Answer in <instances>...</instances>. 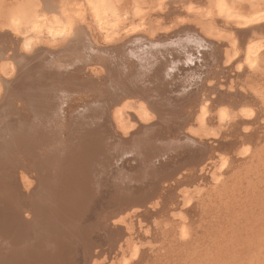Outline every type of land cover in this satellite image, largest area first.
I'll use <instances>...</instances> for the list:
<instances>
[{
	"label": "rangeland",
	"instance_id": "374dc122",
	"mask_svg": "<svg viewBox=\"0 0 264 264\" xmlns=\"http://www.w3.org/2000/svg\"><path fill=\"white\" fill-rule=\"evenodd\" d=\"M226 1L230 6L233 7V11L235 12V14L240 17L256 10L264 11V0ZM107 2L108 5L106 3V6L104 5L103 9L110 15H119L120 17L118 18L117 23L121 24L127 21L123 16L126 10L130 12L133 9H137V14L129 18H132L133 20L139 21L143 24L148 23L147 26L150 25L152 27H157L159 25L171 24V27L158 29L154 33V38L153 36L149 37V35L145 31H140V34L143 33L141 34V36L139 32H137L135 34H138L136 39L124 43V40L132 35L127 34L123 38H121V40L110 43L109 45L107 44L108 46L105 45L104 47H107V53L103 55V57L95 55L98 58L96 61L99 60L98 62H96L91 59L93 57L88 58L86 55L81 54V48L83 45L87 46L86 44H81L80 42H77L76 44V41L71 42L72 44H69L68 41L65 40L60 43L58 42L56 46H53L50 43H46L47 39L45 38L41 40L32 39L34 32L29 27H27L29 22H31L32 20L40 19L44 15H46V17L48 16L47 19L54 17L52 15L53 13L48 10V0H0L1 23H3V21L8 23L10 22V20H12V22H15V25L17 26V28L15 27L16 29L14 30L11 29V27H0V98L2 96H5L6 94V97L2 98V101L5 105L3 110L5 112H3L4 114L0 113V131H3V133H1L0 135V138L4 139L0 140V158H2L0 159V175H5V178L3 177L5 181L10 180V182H13L17 180L15 182L18 183V177H14L9 169H11V166H15L13 168L15 170L17 167H19L20 170L17 169V172L19 171L23 175L29 174V176L26 175V177H28L27 179L29 180L30 177V181L33 180L30 184L31 186L36 187L34 191L39 189L40 191L44 192L45 189L41 190L42 187L46 188L44 194H47L49 190L53 189L57 191V189H59L58 183L60 184L62 183V181H60V178H57L55 174L56 171L57 173L62 174L61 176H65L64 168L66 169V167L71 164H67L68 160L66 161L65 156H63L64 154L61 155V153L67 150L70 146V144L68 145L67 143V136L69 134V131L66 130H69V128L70 130L72 128L75 129L74 125L77 126L78 124L85 123L84 118H82L83 121L81 120L78 121L79 123L77 122L82 114L81 110L84 111L85 109H87V107L89 108L90 106V108L94 107V109L96 106V110H98V108H101L102 110L106 107L105 109H107V111L109 109L110 113L112 108H115V105L117 108L119 104H122V101H124L125 99H132L133 101H130V103H134V101L135 103L143 102L147 107L148 102L150 101H162L163 104H161L162 106H160L159 109L153 110L152 108H149V110L152 111V120L154 119L153 121L155 122L153 124V129L156 128L155 130H153L154 137L152 133L150 136L151 138L153 137L154 140H160L161 138V142L171 140V142L168 143L172 146L167 149L168 155L167 153L162 154L161 150L160 154L162 155L160 156H162V158L159 157L160 159L156 158L157 155L156 157H154L155 160L154 158L149 157L151 159L149 165H151H148L146 167V170L149 171L151 168L152 170H150L151 172L149 171V174H151L152 176L149 175L147 176V178H145V180H148L147 184L149 182L147 188L151 187L152 193L156 194V196L158 197L157 198L155 196L156 200L159 202L158 206H156V208H153L152 205L156 200L150 199L149 202L148 200H146V203H141L142 205L145 204L146 206L138 205L122 210L121 220L115 218L113 215V217L110 218V224L112 223L113 229H120V232L123 233L121 240L118 241L116 240V236H107L108 233L111 234V232L114 231L111 230L112 225L109 226L108 221L105 219L108 217V214H113L115 210V208H113L115 204H113L114 201L112 200H114V195L117 193V190L115 189L116 191L114 192L113 188L112 191H110L109 185H103L100 190V192L103 194L101 195L100 192L98 193L99 195L93 194L94 196H92V206L86 207V210L84 209L85 211L83 215L81 214L82 218L80 219L79 226L80 228L83 227L85 231H87L85 232L87 237L85 236V234L84 236L80 237H84L83 239H81L83 242H80L77 244V246H75L76 248L74 249V252L70 255L72 260L70 257H68V260H70L68 261V263L120 264L121 259L124 258L127 261V264H264V42L262 44V48L258 51L259 62L256 64L257 68L252 71L245 69L244 66H241L240 69H236L235 61H237V59L240 58L244 53L243 47L250 43H246V41L249 39H245L244 37L245 33L249 29V25L235 26L231 22L224 23V21L220 19V17L214 15V11L212 8V5H214V0H107ZM188 8L191 9L192 13L195 11L196 13L199 12L198 15L202 16L201 18L207 24L209 23V26L217 27L219 29H226L227 35L234 37L235 44L233 48L231 49L230 45H228V47L225 44L226 41L224 40V38L217 39L204 35V33L192 19H186L183 22L176 24V21L174 20L177 19L178 15L180 16L181 14L186 13ZM50 14L52 16H50ZM258 24L259 25H255L258 28L257 31L258 33L261 32L260 35L263 36L264 20H261L260 22H258ZM174 29L177 34L172 33L174 32ZM167 30L169 31V33ZM195 30L199 32H196ZM244 30L246 32H244ZM181 31L185 34H183ZM162 32L163 34H161ZM195 32L197 34H194ZM173 34L175 35V38ZM162 36L165 38V40ZM161 37L163 39H161ZM157 38L159 39L157 40ZM209 41H211L212 43L210 44ZM28 42L29 47L25 48L26 43ZM154 43L156 45H154ZM242 43L246 44L244 45ZM114 44L117 46H114ZM76 46H79V48L77 47L76 49ZM139 46L141 47L139 48ZM129 47L131 49H129ZM219 47L221 48V51L217 50L219 49ZM78 49H80V52ZM228 49L230 52L228 51ZM128 50L130 51L128 52ZM216 50L218 52H216ZM74 52L76 53L75 55L73 54ZM225 52L227 54H230L232 52L235 53L234 57L227 63L225 62L224 58ZM120 55L121 57H119ZM69 59L70 61L80 59V61H76L78 62H75L76 64L73 63V67V64H71ZM24 60L27 63H25ZM85 60L88 61L86 62ZM43 61L45 64L43 63ZM51 62L53 63L51 64ZM138 63L140 64V68L138 66ZM45 65L47 66V68H45ZM133 65L135 66V68ZM10 67H13V70H9L8 68ZM71 67L75 70H73ZM109 67L114 68L111 69ZM70 68L72 69V71ZM65 69L68 70V72H66ZM117 69L118 72H116ZM26 70L30 71V73ZM54 70L58 71L56 72V75L54 73ZM39 72L41 74H39ZM144 72L146 73V75ZM27 73H29V75ZM50 73L54 75L50 76ZM63 73L65 74L64 77ZM37 81L39 82V85H36L37 87L34 86V90L36 88L35 91L37 93V95H35L36 93L33 91V87L31 86H33V83L34 85L35 83H38ZM96 82L98 83V86ZM21 83L24 85V89L20 90L21 87L23 88V85H21ZM71 83H73V85ZM7 84L9 85L7 86ZM101 84L104 85L102 86ZM128 84H131L132 86L143 90V96L123 98L122 94L124 93V89ZM78 85L80 87H78ZM5 87L9 88L5 89ZM197 87H199V90L197 89ZM42 88V92L39 91ZM79 88H81V90H79ZM92 88H97V90ZM13 89L15 91H13ZM44 90L47 95H45ZM47 91L51 92H49L51 97L49 96V93ZM110 92L111 94H109ZM121 92L122 94H120ZM153 93H155V95ZM204 93L206 96L204 95ZM185 94H187V96ZM201 94L203 95V97L200 96ZM207 94H209V96ZM242 94L245 95L243 96ZM151 95L155 97H152ZM12 96L13 98L15 96L14 100L13 98H11ZM183 97L188 101L183 100ZM44 98H46L47 101L46 99L44 100ZM204 98H206V101L202 100ZM195 99L199 101L197 102L195 101ZM36 100H38L39 105L37 102L36 105ZM41 101H43V105L41 104ZM110 101H112V104H108ZM9 102L10 104H8ZM45 102H47L48 105ZM187 102H189V104H185ZM199 102H204L205 104L204 109L206 110V123L209 126L218 127L217 133L210 137L200 138L196 136L191 130L189 131V127H192L193 130V128L197 126V122L196 120H194L195 115L192 114H194L193 112L194 110H196V105H198V108H201L202 105H204L203 103L202 105L197 104ZM240 102L247 105L249 104L253 108L252 114L249 118H242L240 116L238 117L236 112L239 109V105L241 104ZM25 103L27 106L24 105ZM95 103H98L99 105H96ZM7 104L10 106H6ZM109 106H111V108H109ZM25 107H27V109ZM55 107H57L59 111L57 108L55 109ZM191 108H193V111L191 110ZM226 108H228L230 112L236 115L232 117V120L230 119L229 114H227L223 121H219L217 117L218 111L220 109ZM79 111L81 113H79ZM127 112L131 113L132 115L135 114V110L132 109H129ZM78 113L80 114V116L78 115ZM172 113L174 114L173 117L171 116ZM75 115L77 117H75ZM70 116L72 118H70ZM177 116H179V118ZM175 117L177 120L174 119ZM167 118H171V120H167V124L165 122L162 123V120L165 121ZM3 119L7 122H5ZM73 119H76V121L74 122ZM158 120H160L161 124ZM150 121L151 118L147 122L149 123ZM153 121L151 122L153 123ZM170 122H172L174 126ZM50 123L52 124V127ZM2 125H5V129ZM64 125L66 126V128H69L65 129ZM83 129L84 128L82 127L80 131H78L79 129H77L78 135H81V133L84 132L85 129ZM92 129H94V127L90 128V130ZM177 129L181 130L179 131ZM87 130L88 131L85 132V135L89 133L87 136L90 135L92 137L91 131H89V129ZM94 131L96 132V130ZM95 132H93V134ZM157 132L159 133V136L156 135ZM177 132L179 133L178 135ZM39 134L40 136H38ZM188 134H190V136L194 138L198 137L197 140L191 138L190 136H188ZM231 134L233 137H235L233 138ZM24 135L26 136L23 137ZM162 135L164 137H162ZM185 135L188 137V140L191 139L190 142L185 139ZM10 136L12 137L10 138ZM37 137L39 138V140H41L39 142V145L38 143L36 144V140L38 142ZM5 138L8 139L6 140ZM28 138H31L32 140H29ZM165 138H167V140ZM183 138L186 141H183ZM11 139H13L14 142ZM63 139L64 141L62 142ZM193 139L194 145L192 144ZM233 141L234 144H232ZM32 142L35 145H33ZM207 142L210 145H208ZM206 143L207 145H205ZM20 144H23L24 146ZM57 144L61 146V148L63 144V148L59 149V146ZM78 144L79 142L76 141L71 147V150L75 151L76 153L75 154L73 152L75 157H77V154H79ZM199 144L200 146H198ZM30 145H33L34 147ZM191 145L194 148L193 152L189 149L191 148ZM231 145L233 148L231 147ZM245 145L249 147L250 151L248 152V154H241L242 148L246 147ZM7 146L11 147L12 149ZM15 146L17 148H15ZM55 146H57L58 150ZM161 147H163V145H161ZM172 147L173 149L176 148L177 151L174 150L175 152H172ZM38 148L44 149L42 150V154L41 150L38 151ZM183 148L185 149L184 151L181 150ZM16 149H20L21 152H18ZM23 149L25 151L26 149H28L30 156L27 155L25 151L23 152ZM158 149H160V147ZM103 150L104 155H107L105 154V151L107 150ZM12 152L15 154L14 158L11 156H14ZM30 152H32V156ZM33 152L36 155L38 154L37 156L39 157L37 158ZM6 153L10 155H7ZM217 154L229 157L230 163L228 162L227 166L223 168L220 179L216 184L212 181V175L213 172L216 171L215 167L218 158ZM8 156H10V159L7 158ZM19 156L22 158L20 164L19 161L15 159ZM164 156L166 157L164 158ZM200 156H203L204 158H201ZM56 158L58 163L56 162ZM131 158V156H127L126 158L115 161L110 168H102L100 173V180L98 178L99 181H97V183H121V181L112 182V178L114 177L115 180V176L110 175V173H112V170H115L116 168L118 169L119 167L121 168L120 170H130L132 173L136 171V173L140 172V170L143 169V166H140V163L132 161ZM187 158L189 161L187 160ZM14 159L16 161H14ZM40 159L41 163L39 162ZM112 159L113 161L116 160L115 155ZM34 161L35 164H33ZM104 162H106V160H104ZM154 162L156 164H154ZM53 163L55 164V166ZM59 163H61L60 167H58L59 165H57ZM17 164L19 165L17 166ZM153 164L156 166H152ZM20 166H22L23 168ZM56 167H58L59 170H57L58 168ZM41 168L44 171H42ZM51 168H53V170H55L56 168V171H53ZM46 170L48 171V173ZM66 170L69 171L68 168ZM154 170L157 172V176L155 177L154 175L156 174H152ZM40 171L44 173L43 175H45L43 177L45 186L41 182L43 181V179L40 176ZM116 171L117 170H115V172ZM70 173L74 176L78 175L77 170H74L73 172L70 171ZM52 174L53 176H51ZM46 176L49 180L47 178L45 179ZM38 181H40V183ZM49 181L50 183H53L49 184ZM141 184L144 186L145 183ZM141 184H137L136 186V184L133 183L131 184V186L129 185V183H127L129 188L132 187L131 189L135 190H137L135 187L141 188ZM105 186L108 187V189H104ZM135 190H132L130 192L134 193ZM110 194H112V197L109 196ZM108 196L112 198V200H109L110 198ZM34 197H36V195ZM42 198L44 197H38V199H40V201H42L43 203L48 202V200H44ZM109 203H112V205ZM42 207H44V210H46L45 206ZM111 207L113 208L112 210ZM136 208H138V212L136 211ZM133 210H135L136 212H134ZM129 213H132L133 215H130L131 218L128 215ZM179 223L183 224L189 232L184 239H181V241L176 231L177 224ZM80 228L78 232L81 231ZM82 243L90 244V249H92V251H90V256L86 255V253L83 252Z\"/></svg>",
	"mask_w": 264,
	"mask_h": 264
},
{
	"label": "bare ground",
	"instance_id": "6f19581e",
	"mask_svg": "<svg viewBox=\"0 0 264 264\" xmlns=\"http://www.w3.org/2000/svg\"><path fill=\"white\" fill-rule=\"evenodd\" d=\"M178 1V0H177ZM108 2L107 0H48V4H49V11L52 12L51 14L54 16L51 20L47 19L46 15H44L43 17H41L40 19H36V20H32L31 22H29V24L27 25V27H29L33 32V36L32 39L33 40H41L43 38L47 39L46 43H50L53 46L56 44H58V42H62L67 40L68 43L70 44L71 42L76 41L80 42L81 44H86L87 46H82L81 48V54H86V55H90L92 54V49H94L95 47H97V49H100L101 51L102 48L105 45H109L110 43L116 42L121 40V38H123L125 35L127 34H132L130 37H128L126 40H124V43L129 42L130 40H134L137 38V35H135L137 32L140 31H145L149 37L154 38V33L158 30V29H164L165 27H171L170 25H159L157 27H152V26H147L148 23L143 24L139 21H135L132 18L129 17H133L137 14V9H133L130 12H128L127 10L125 11L124 19L127 20L125 23H117L118 18L120 17L119 15H110L108 13H106L103 9V6ZM106 6V5H105ZM213 7V11H214V15H217L218 17H220V19H222L224 21V23H233L235 26L238 25H243V26H247L249 25V29L246 32L244 30L245 33V39H249L246 41V43H249L248 45H246L244 48V53L242 54V56L240 58L237 59L236 62V69H240L241 66H244L245 69L252 71L255 68H257V63L259 62V56H258V51L262 48V44L264 42V38L260 33H258L257 31V26L255 25H259L258 22H260L261 20H264V11L262 10H256L253 12H250L248 14H246L245 16H237V14H235V12L233 11V7L230 6L226 0H214V5H212ZM109 8V7H108ZM210 8V9H212ZM106 9V8H105ZM110 10V9H109ZM130 10V9H129ZM209 11V10H208ZM203 12V11H202ZM210 13V12H209ZM50 14V16H52ZM198 13L195 12H191V9L188 8L186 13L181 14L180 16L178 15L177 19H173L174 21H176V24L183 22L186 19H192L194 20L195 24L200 28V30L204 33V35L208 36V37H214L217 39H223L226 41V45H230V48L232 49L234 44H235V40L233 36H228L226 29L222 28L219 29L217 27H211L209 26L201 17L199 16ZM49 16V17H50ZM46 17V18H45ZM240 17V18H237ZM129 19V20H128ZM2 21L0 20V27H11V29H16L17 26L15 25V22H12V20H10V22L6 23L3 21V23H1ZM86 24V25H85ZM174 24V25H176ZM84 25V26H83ZM88 25V26H87ZM185 26V25H184ZM16 27V28H15ZM260 27V26H259ZM178 28V27H177ZM182 28V26H181ZM180 28V29H181ZM184 30V29H183ZM182 30V31H183ZM260 30V29H259ZM168 31V30H167ZM171 31V30H170ZM178 31V30H177ZM181 31V32H182ZM188 31V30H187ZM196 31V30H195ZM243 31V30H242ZM166 32V31H165ZM175 32V29H174ZM172 32V33H174ZM199 32V31H196ZM194 34H197V33ZM239 32V31H238ZM243 32V33H244ZM159 33V32H158ZM169 33V31H168ZM183 33V32H182ZM191 33V32H190ZM202 33V34H203ZM229 33V32H228ZM143 34V33H141ZM140 34V36H141ZM163 34V32L161 33ZM171 34V33H170ZM175 34V33H174ZM173 34V35H174ZM177 34V33H176ZM185 34V33H183ZM201 34V33H200ZM199 34V35H200ZM179 35V34H178ZM177 35V36H178ZM143 36V35H142ZM159 36V35H158ZM164 36V35H163ZM162 36V37H163ZM168 36V35H167ZM188 36V35H187ZM186 36V38H187ZM190 36V35H189ZM195 36V35H194ZM139 37V36H138ZM148 37V38H149ZM161 37V39H163ZM202 37V36H200ZM240 37V36H239ZM144 38V37H143ZM167 38V37H166ZM175 38V35H174ZM159 38H157L158 40ZM173 39V36H172ZM240 39V38H239ZM165 40V38H164ZM176 40V39H175ZM66 41V42H67ZM151 41V40H150ZM155 41V40H154ZM162 41V40H161ZM174 41V40H173ZM215 41V40H214ZM210 44L212 43L211 41H209ZM220 42V41H219ZM123 43V42H122ZM221 43V42H220ZM246 43H242V44H246ZM72 44V43H71ZM128 44V43H127ZM79 45V43H78ZM107 45V46H108ZM154 45H156L154 43ZM174 45V44H173ZM180 45V42H179ZM205 45V44H204ZM209 45V44H208ZM222 45V44H221ZM67 46V45H66ZM71 46V45H70ZM114 46H117L114 44ZM125 46V45H124ZM189 46V45H188ZM195 46V44H194ZM225 46V45H224ZM29 47V42L26 43V47ZM79 48V46H76ZM111 47V46H110ZM113 47V45H112ZM141 46H139L140 48ZM155 47V46H154ZM229 47V46H228ZM65 48V45H64ZM133 48V47H132ZM190 48V47H189ZM195 48V47H194ZM205 48V47H204ZM203 48V49H204ZM210 48V46H209ZM218 48V46H217ZM224 48V47H223ZM229 48V49H230ZM69 49V48H68ZM67 49V50H68ZM75 49V50H76ZM129 49H131L129 47ZM148 49V48H147ZM166 49V48H165ZM164 49V50H165ZM228 49V51H229ZM60 50V49H59ZM70 50V49H69ZM73 50V49H72ZM74 50V51H75ZM80 52V49H78ZM115 50V49H114ZM201 50V49H200ZM221 51V48L219 47V49ZM216 50V52H218ZM130 50H128L129 52ZM133 51V50H132ZM150 51V49H149ZM56 52V51H55ZM70 52V51H69ZM121 52V51H120ZM230 52V51H229ZM43 53V52H42ZM47 53V52H46ZM45 53V54H46ZM132 53V52H131ZM142 53V52H141ZM169 53V52H168ZM209 53V52H208ZM74 55L76 54L75 52L73 53ZM125 54V53H123ZM122 55V54H121ZM121 55L119 57H121ZM154 55V54H153ZM157 55V54H156ZM211 55V54H208ZM220 55V54H219ZM223 55V54H221ZM235 53H230L227 54L226 52L224 53V58H225V62L227 63L228 61H230V59H232L234 57ZM43 56V55H41ZM40 56V57H41ZM56 56V55H55ZM158 56V55H157ZM176 56V55H175ZM82 57V56H81ZM90 57V56H88ZM107 57V55H106ZM134 57V56H133ZM152 57V56H151ZM221 57V56H219ZM91 58V57H90ZM123 58V57H122ZM121 58V59H122ZM211 58V57H210ZM209 58V59H210ZM218 58V57H217ZM38 59V58H37ZM55 59V58H54ZM83 59V58H82ZM93 61H96L98 58L97 56H94ZM130 59V58H129ZM145 59V58H143ZM212 59V58H211ZM80 61V59H78ZM78 60H71L69 59V61L71 62V64L75 63ZM102 60V59H101ZM134 60V58H133ZM138 60V59H137ZM213 60V59H212ZM23 61V60H22ZM25 61V60H24ZM78 61V62H79ZM83 61V60H82ZM86 62L88 60H85ZM99 61V60H98ZM96 61V62H98ZM103 61V60H102ZM209 61V60H208ZM41 62V61H40ZM67 62V61H66ZM76 62V63H78ZM84 62V61H83ZM86 62H85V66H86ZM106 62V61H105ZM108 62V61H107ZM121 62V61H120ZM25 63H27L25 61ZM44 63V61H43ZM53 62H51L52 64ZM59 63V62H58ZM75 63V64H76ZM81 63V62H80ZM94 63V62H93ZM147 63V62H146ZM201 63V62H199ZM45 64V63H44ZM48 64V63H46ZM70 64V63H69ZM84 64V63H83ZM82 64V65H83ZM92 64V63H91ZM108 64V63H106ZM136 64V63H134ZM35 65V64H34ZM56 65V64H55ZM116 65V64H115ZM125 65V64H124ZM156 65V64H155ZM77 66V65H76ZM91 66V65H90ZM109 66V65H107ZM134 66V65H133ZM137 66V65H136ZM138 66L140 68V64L138 63ZM149 66V65H148ZM179 66V65H178ZM42 67V66H41ZM49 67V66H48ZM74 67V64H73ZM83 67V66H82ZM115 67V66H114ZM112 67V68H114ZM173 67V66H171ZM208 67V64H207ZM225 67V66H224ZM45 68H47V66L45 65ZM52 68V67H51ZM56 68V67H55ZM72 68V67H71ZM70 68V69H71ZM111 68V67H109ZM111 68V69H112ZM119 68V67H118ZM135 68V66H134ZM156 68V67H155ZM9 70H13V67L8 68ZM34 69V68H33ZM40 69V68H39ZM69 69V71H70ZM73 69V68H72ZM71 69V71H72ZM78 69H82V68H78ZM77 69V70H78ZM107 69V68H106ZM137 69V68H136ZM145 69V67H144ZM149 69V68H148ZM25 70V69H24ZM41 70V69H40ZM49 70V69H48ZM59 70V69H58ZM61 70V69H60ZM66 70V69H65ZM75 70V69H73ZM102 70V69H101ZM122 70V69H121ZM227 70V69H226ZM27 71V70H26ZM25 71V72H26ZM47 71V70H46ZM81 71V70H80ZM148 71V70H147ZM158 71V69H157ZM175 71V70H174ZM182 71V70H181ZM30 73V71H27ZM56 70H54V73L56 75ZM66 72H68V70H66ZM95 72V70H94ZM105 72V71H104ZM114 72V71H113ZM112 72V73H113ZM116 72H118V69L116 70ZM29 73H27L29 75ZM78 73V72H77ZM80 73V72H79ZM110 73V72H109ZM139 73V72H138ZM145 73V72H144ZM39 74H41L39 72ZM48 74V72H47ZM64 74V73H63ZM62 74V75H63ZM67 74V73H66ZM74 74V73H73ZM81 74V73H80ZM114 74V73H113ZM123 74V73H122ZM125 74V73H124ZM152 74V73H151ZM220 74V73H219ZM50 76H53L54 74L50 73ZM75 75V74H74ZM77 75V74H76ZM79 75V74H78ZM91 75V74H90ZM146 75V73H145ZM65 76V74L63 75V77ZM69 76V75H68ZM166 76V75H165ZM62 77V79H63ZM70 77V76H69ZM72 77V75H71ZM116 77V76H115ZM139 77V76H138ZM203 77V76H202ZM208 77V75H207ZM206 77V78H207ZM55 78V77H53ZM74 78V77H73ZM76 78V77H75ZM83 78V77H82ZM102 78V77H101ZM142 78V77H141ZM145 78V76H144ZM152 78V77H151ZM154 78V77H153ZM166 78V77H165ZM185 78V77H184ZM38 79V78H37ZM42 79V78H40ZM52 79V78H51ZM72 79V78H71ZM77 79V78H76ZM117 79V78H116ZM150 79V78H149ZM19 80V79H18ZM36 80V79H35ZM55 80V79H53ZM81 80V79H80ZM102 80V79H101ZM49 81V80H48ZM62 81V80H61ZM72 81V80H71ZM118 81V80H117ZM162 81V80H161ZM38 82V81H37ZM78 82V81H77ZM98 82V81H97ZM96 82L97 86L98 83ZM123 82V81H122ZM114 83V82H113ZM120 83V82H119ZM126 83V82H125ZM151 83V82H150ZM153 83V82H152ZM167 83V82H166ZM13 84V83H12ZM10 84V85H12ZM55 84V83H54ZM59 84V83H58ZM73 85V83H71ZM133 84V83H132ZM144 84V83H143ZM164 84V83H163ZM182 84V83H181ZM9 84H7L8 86ZM18 85V84H17ZM16 85V86H17ZM21 85H23L21 83ZM39 85L38 83H33V91L36 93V88L34 90V86ZM46 85V84H45ZM43 85V86H45ZM102 85V84H101ZM104 85V84H103ZM102 85V86H103ZM201 85V84H199ZM47 86V85H46ZM59 86V85H58ZM61 86V85H60ZM128 86V85H127ZM140 86V85H139ZM149 86V85H148ZM147 86V87H148ZM166 86V85H165ZM184 86V85H183ZM21 87V86H19ZM37 87V86H36ZM48 87V86H47ZM46 87V88H47ZM78 87H80L78 85ZM89 87V86H88ZM87 87V88H88ZM100 87V86H99ZM9 88V87H8ZM5 87V89H8ZM14 88V87H12ZM11 88V89H12ZM44 88V87H43ZM42 89H40L39 91L42 92ZM113 88V87H112ZM21 89H24V85L23 88L21 87ZM49 89V88H48ZM54 89V88H53ZM95 89V88H92ZM117 89V88H116ZM123 89V88H122ZM183 89V88H182ZM197 89L199 90V87H197ZM203 89V88H202ZM10 90V89H9ZM66 90V89H65ZM77 90V89H75ZM79 90H81V88H79ZM97 90V88L95 89ZM118 90V89H117ZM158 90V89H157ZM8 91V90H7ZM13 91H15L13 89ZM17 91V90H16ZM38 91V92H39ZM51 91V90H50ZM49 91V92H50ZM55 91V90H54ZM67 91V90H66ZM73 91V90H72ZM108 91V90H107ZM112 91V89H111ZM143 91V90H141ZM151 91V90H150ZM9 92V91H8ZM48 92V91H47ZM48 92V93H49ZM52 92V91H51ZM50 92V93H51ZM68 92V91H67ZM84 92V91H83ZM101 92V90H100ZM109 92V91H108ZM116 92V91H115ZM157 92V91H156ZM164 92V91H163ZM199 92V91H198ZM40 93V92H39ZM45 93V90H44ZM49 93V96L51 97ZM54 93V92H53ZM57 93V92H56ZM55 93V94H56ZM66 93V92H65ZM114 93V92H113ZM197 93V92H196ZM200 93V92H199ZM20 94V93H19ZM54 94V95H55ZM68 94V93H67ZM111 94V92L109 93ZM149 94V93H148ZM155 95V93H153ZM23 95V93H22ZM37 95V93L35 94ZM41 95V94H39ZM45 95H47L45 93ZM66 95V94H64ZM145 95V94H144ZM184 95V94H183ZM187 96V94H185ZM205 95V93H204ZM209 96V94H207ZM231 95V94H230ZM243 95V94H242ZM245 95V94H244ZM243 95V96H244ZM33 96V95H32ZM95 96V95H94ZM112 96V95H111ZM110 96V97H111ZM152 96V95H151ZM177 96V95H176ZM200 96L203 97V95L201 94ZM206 96V95H205ZM6 97L2 96L0 98V113L5 112L3 109L5 107L4 102L2 101V98ZM39 97V96H38ZM48 97V96H47ZM60 97V96H59ZM155 97V96H152ZM10 98V97H9ZM13 98V96L11 97ZM10 98V99H11ZM15 98V96H14ZM13 98V100H14ZM20 98V97H19ZM49 98V97H48ZM94 98V97H93ZM96 98V97H95ZM101 98V97H100ZM132 98V97H131ZM191 98V97H190ZM189 98V99H190ZM206 98H210V97H206ZM202 99L204 101H206L205 99ZM17 99V98H16ZM21 99V98H20ZM40 99V98H39ZM46 98H44L45 100ZM54 99V98H53ZM108 99V98H107ZM200 99V98H199ZM243 99V98H242ZM12 100V99H11ZM110 100V99H109ZM183 100H186V98ZM182 100V101H183ZM208 100V99H207ZM210 100V99H209ZM40 101V100H39ZM47 101V99H46ZM64 101V99H63ZM130 101H133L132 99H125L124 101H122V104H119V106L116 108H112L111 112L109 113V109L107 111V109H99L96 110V106L95 109L93 108H88L85 109L84 111H82L81 109V116L79 113H81L79 111L78 115L80 116V119L77 120L81 121L82 118H84L85 123L84 124H78L77 126L74 125L75 129L72 128L70 130H66L69 131V134L67 136V143L68 145L70 144L69 148L65 151H63V153H61V155L65 156L66 161L68 160L67 164L68 167H66V169L68 168V170H66L64 167V172H65V176H61L62 174L57 173L56 168L61 166V163L57 164L59 165L58 167L55 168V170H53V168H51L53 171H56V176L57 178H60L62 181V183H58V188L57 191L53 190H49L47 192V194H44V192L46 191V188H43L41 190H44V192L40 191L39 189L34 191V189L36 187L31 186V180L30 181V177L29 180L27 179L28 177H26L27 174L23 175L21 174V172H17V169L20 170L19 167H17L20 164V161L22 160V158L19 156L15 159H17L19 161V164H17V168L16 170L13 169L14 167L11 166L10 172L11 174H13V176H17L18 177V183H16L15 181L10 182L9 181H5V175L1 176L0 175V264H70L68 263V257L71 258V253L74 252V249L76 248L75 246H77L78 243L83 242L80 238L82 236H84L85 229L83 227L80 228V219L82 218L81 214L83 215L84 211L86 210V207L88 206H92V196L97 195L101 188L103 187V185H109L110 187V191H112V189L114 190V192L116 191L117 193L114 195V200H112V198H110L109 196H111L112 194H110L108 197L110 198L109 200L114 201L113 204H115L113 206V208H115L113 214H108V217L105 218L108 221V225L111 226L112 223L110 224V218L114 217L121 220L122 216H121V211L128 209V208H132L134 206H138V205H142L141 203H146L148 200L153 199L156 200V194L151 193V196H149V193L143 195L145 192H147L148 190L151 189L147 188L149 185V182L147 184L148 180H145V178H147V176L151 175L149 174V171L152 170L150 168L149 171H147L146 167L149 165V163L151 162V159L149 157H157L156 158H162V154H166L168 152L167 149H169L172 145H169L168 142L170 141H162L161 142V138L160 140H154V134H153V129L154 126L153 124L155 123L152 120V111L149 110V107L145 106L143 102H136L134 101V103H130ZM143 101V100H142ZM167 101V100H166ZM190 101V100H189ZM195 101H197L195 99ZM194 101V102H195ZM199 101V100H198ZM197 101V102H198ZM39 102L38 100L35 101V103ZM43 101H41L42 104ZM50 102V100H49ZM99 102V101H98ZM102 102V101H101ZM112 101H110L108 104H112ZM114 102V101H113ZM6 103V102H5ZM12 103V102H11ZM17 103V101H16ZM15 103V104H16ZM23 103V101H22ZM32 103V102H31ZM36 103V105H37ZM47 105L48 103L45 102ZM52 103V102H51ZM61 103V100H60ZM172 103V102H171ZM196 103V102H195ZM204 104V102H202ZM202 103H197L199 105H202ZM241 103V102H240ZM238 103V104H240ZM247 103V102H246ZM10 104V102L8 103ZM6 105V106H10V105ZM14 104V105H15ZM19 104V103H18ZM44 104V103H43ZM42 104V105H43ZM90 104V103H89ZM96 105H99L98 103H95ZM174 104V103H173ZM185 104H189V102L185 103ZM192 104V102H191ZM190 104V105H191ZM17 105V104H16ZM25 106L26 103L24 104ZM170 105V104H169ZM52 106V105H51ZM57 106V104H56ZM168 106V105H167ZM176 106V105H175ZM183 106V105H182ZM181 106V107H182ZM192 106V105H191ZM198 105H196V110H194V114L195 115V119L197 122V126L193 128L189 127V131L191 130L196 136L202 138V137H210L212 135H215L218 131V127H212L209 126L206 121H205V113L206 110L204 109L205 104L202 105L201 108L197 107ZM47 107V106H46ZM60 107V105H59ZM113 107V106H112ZM169 107V106H168ZM179 107V106H178ZM186 107V106H185ZM189 107V105H188ZM27 109V107H25ZM41 108V107H40ZM51 108V107H50ZM57 107H55L56 109ZM109 108H111V106H109ZM136 108V109H135ZM166 108V107H165ZM194 108V107H193ZM191 108V110L193 109ZM236 108V107H235ZM58 109V108H57ZM93 109V110H92ZM129 109L135 110V114H131L129 112H127ZM174 109V108H173ZM234 109V108H233ZM22 110V109H21ZM157 110V109H155ZM168 110V109H167ZM172 110V109H170ZM169 110V111H170ZM237 110V109H236ZM235 110V111H236ZM24 111V110H23ZM38 111V110H37ZM59 111V109H58ZM193 111V110H192ZM253 108L248 104L245 103H241L239 105V109L237 110V115L238 117H242V118H249L252 114ZM15 112V111H14ZM17 112V110H16ZM45 112V111H44ZM43 112V114H44ZM42 113V112H41ZM176 113V112H175ZM180 113V111H179ZM190 113V112H189ZM188 113V114H189ZM4 114V113H3ZM6 114V113H5ZM63 114V113H62ZM61 114V115H62ZM76 114V113H75ZM182 114V113H181ZM184 114V113H183ZM229 114L230 119H232V117L236 114H233L232 112H230L228 110V108L226 109H220L217 113V117L219 119V121H223L225 116ZM14 115V114H13ZM60 115V114H59ZM166 115V114H165ZM173 113L171 114V116L173 117ZM179 115V114H176ZM12 116V114H11ZM39 116V115H38ZM169 116V115H168ZM49 117V116H48ZM74 117V116H73ZM75 117H77L75 115ZM74 117V118H75ZM155 117V116H154ZM153 117V118H154ZM157 117V116H156ZM170 117V116H169ZM179 118V116H177ZM189 117V116H188ZM25 118V117H24ZM70 118H72L70 116ZM151 118V121H153V123L150 121L149 123L147 122L149 119ZM161 118V117H160ZM190 118V117H189ZM7 119V118H6ZM56 119V118H55ZM169 119L171 120V118H167L165 121L162 120V123H166L167 120L169 121ZM176 119V117L174 118ZM192 119V118H191ZM190 119V120H191ZM1 120V119H0ZM4 120V119H3ZM58 120V119H57ZM177 120V119H176ZM180 120V119H179ZM189 120V121H190ZM233 120V119H232ZM5 121V120H4ZM44 121V120H43ZM46 121V120H45ZM73 121L75 122L76 119ZM83 121V120H82ZM160 123V120H158ZM188 121V123H189ZM243 121V120H242ZM7 122V121H5ZM48 122V121H47ZM55 122V121H54ZM58 122V121H57ZM59 122H60V118H59ZM71 122V121H70ZM73 122V124H74ZM76 122V123H77ZM147 122V123H146ZM185 122V121H184ZM193 122V120H192ZM191 122V123H192ZM4 123V122H3ZM19 123V122H18ZM63 123V122H62ZM79 123V122H78ZM168 123V122H167ZM166 123V124H167ZM172 123V122H170ZM179 123V121H178ZM190 123V124H191ZM6 124V123H5ZM17 124V123H16ZM36 124V123H35ZM51 124V123H50ZM61 124V123H60ZM152 124V125H150ZM161 124V123H160ZM173 124V123H172ZM25 125V124H24ZM48 125V124H46ZM66 125V124H65ZM64 125L65 129L66 126ZM96 125V126H94ZM3 126V125H2ZM5 126V125H4ZM3 126V128H4ZM19 126V125H18ZM29 126V125H28ZM27 126V128H28ZM37 126V125H36ZM72 126V125H71ZM85 126V127H84ZM168 126V125H167ZM174 126V124H173ZM186 126V125H185ZM188 126V124H187ZM34 127V126H32ZM52 127V124H51ZM79 127V128H78ZM81 127L84 128V132L81 133V135H78V131L81 130ZM91 127H94V129L90 130ZM96 127V128H95ZM157 127V126H155ZM159 127V124H158ZM18 128V127H17ZM43 128V126H42ZM47 128V127H46ZM58 128V127H57ZM62 128V126H61ZM60 128V129H61ZM179 128V127H178ZM1 129V128H0ZM5 129V128H4ZM64 129V130H65ZM77 129H79L77 131ZM89 129V131H91L92 137L89 135H85V132H87ZM158 129V128H157ZM171 129V128H170ZM13 130V129H12ZM59 130V129H58ZM96 130V132L94 131ZM152 130V132H151ZM159 130V129H158ZM179 130V129H177ZM181 130V129H180ZM179 130V131H180ZM184 130V129H183ZM187 130V129H186ZM7 131V130H5ZM45 131V130H44ZM157 131V130H156ZM155 131V132H156ZM188 131V130H187ZM237 131V130H236ZM16 132V131H15ZM52 132V131H51ZM93 132H95L93 134ZM159 132V131H158ZM157 132V136H159ZM161 132V131H160ZM186 132V131H185ZM1 133H3V131H0V135ZM6 133V132H5ZM26 133V132H25ZM39 133V132H37ZM53 133V132H52ZM67 133V132H66ZM151 133L153 134V137L151 138ZM187 133V132H186ZM54 134V133H53ZM162 134V133H161ZM176 134V133H175ZM179 133L177 132V135ZM3 135V134H2ZM155 135V136H156ZM176 135V136H177ZM234 135V134H233ZM19 136V134H18ZM22 136V135H21ZM26 135H24L23 137H25ZM30 136V134H29ZM40 136V134L38 135ZM51 136V135H50ZM186 136V135H185ZM188 136H190V134H188ZM232 136V134H231ZM5 137V135H4ZM12 136H10L11 138ZM53 137V136H52ZM55 137V136H54ZM161 137V135H160ZM162 137H164L162 135ZM175 137V136H174ZM191 137V136H190ZM197 137V138H198ZM233 137V136H232ZM235 137V136H234ZM233 137V138H234ZM246 137V136H245ZM33 138V137H32ZM50 138V137H49ZM62 138V137H61ZM64 138V137H63ZM93 138V139H92ZM159 138V137H158ZM178 138V137H176ZM188 137L186 136V140ZM194 138V137H191ZM197 138H194L197 140ZM212 138V137H211ZM209 138V139H211ZM3 138H0V140ZM6 139V138H5ZM8 139V138H7ZM6 139V140H7ZM27 139V138H25ZM29 140H32L31 138H28ZM38 142L36 140V144L41 140H39V138L37 137ZM51 139V138H50ZM48 139V140H50ZM153 139V140H152ZM167 140V138H165ZM174 139V138H172ZM184 139V138H183ZM183 141H186V140ZM194 139H193V145H194ZM243 139V138H242ZM255 139V138H254ZM4 140V139H3ZM13 140V139H11ZM15 140V138H14ZM13 140V142H14ZM34 140V139H33ZM191 140V139H190ZM190 140H188L190 142ZM195 140V141H196ZM200 140V139H199ZM58 141V139H57ZM64 141V139L62 140V142ZM66 141V140H65ZM79 142V154H77V157L74 156L75 151L71 150V147L73 145L74 142ZM177 141V139H176ZM203 141V140H202ZM242 141V140H241ZM255 141V140H254ZM6 142V141H5ZM11 142V141H10ZM12 142V143H13ZM28 142V141H27ZM26 142V143H27ZM53 142V141H52ZM56 142V141H55ZM61 142V141H60ZM173 142V141H172ZM200 142V141H199ZM231 142V141H230ZM238 142V141H237ZM252 142V141H251ZM20 143V142H19ZM18 143V144H19ZM31 143V142H30ZM66 143V142H65ZM168 143V144H167ZM174 143V142H173ZM188 143V142H187ZM198 143V141H197ZM208 143V142H207ZM207 143L205 145H207ZM1 144V142H0ZM7 144V143H5ZM15 144V143H14ZM13 144V145H14ZM33 145H35L32 142ZM45 144V143H44ZM76 144V143H75ZM172 144V143H170ZM184 144V143H183ZM234 144V141L233 143ZM237 144V143H236ZM242 144V143H241ZM4 145V144H3ZM16 145V144H15ZM23 145V144H20ZM30 145V146H33ZM36 145V146H38ZM42 145V144H41ZM48 145V144H47ZM58 145V144H57ZM161 145H163V147H161ZM174 145V144H173ZM204 145V146H205ZM208 145H210L208 143ZM24 146V145H23ZM43 146V145H42ZM59 146V145H58ZM179 146V145H178ZM196 146V145H195ZM200 146V144L198 145ZM203 146V143H202ZM212 146V145H211ZM235 146V145H234ZM246 147L242 148L241 150V154H248L249 147H247V145H245ZM4 147V146H3ZM9 147V146H7ZM34 147V146H33ZM48 147V146H47ZM57 149V146H55ZM160 147V149H158ZM174 147V146H173ZM172 147V149H173ZM229 147V146H228ZM232 147V145H231ZM2 148V147H1ZM11 148V147H9ZM14 148V147H13ZM15 148H17L15 146ZM19 148V147H18ZM22 148V147H21ZM31 148V147H30ZM43 148V147H42ZM50 148V147H49ZM59 149L61 148V146L58 147ZM62 148H63V144H62ZM61 148V149H62ZM74 148V147H73ZM185 148V147H184ZM181 149L182 151H184L185 149ZM191 148L192 145H191ZM192 152L194 151V148L191 149ZM207 148V147H206ZM233 148V147H232ZM3 149V148H2ZM12 149V148H11ZM39 149V148H38ZM37 149V150H38ZM47 149V148H46ZM45 149V150H46ZM107 155H104V150ZM199 149V147H198ZM197 149V150H198ZM203 149V148H202ZM214 149V148H213ZM231 149V148H230ZM1 150V149H0ZM7 150V149H6ZM18 152L20 151V149H16ZM32 150V149H31ZM36 150V148H35ZM41 150V154H42V150L44 149H39L38 151ZM58 150V149H57ZM77 150V152H78ZM162 150V154L161 153ZM177 151V149H173L172 152ZM180 150V149H179ZM14 151V150H12ZM23 152L25 151L24 149L22 150ZM9 152V151H8ZM21 152V151H20ZM22 152V153H23ZM36 152V151H35ZM44 152V151H43ZM47 152V151H46ZM60 152V151H59ZM67 152V153H66ZM74 152V153H73ZM171 152V151H169ZM188 152V151H187ZM191 152V151H190ZM200 152V151H199ZM198 152V153H199ZM204 152V151H203ZM10 153V152H9ZM13 153V152H12ZM25 153H27V155L30 156L29 154V150L26 149ZM31 156L33 155L32 152ZM34 153V152H33ZM39 153V152H38ZM58 153V152H57ZM177 153V152H176ZM202 153V152H201ZM200 153V154H201ZM7 155H10L8 153H6ZM14 154V153H13ZM18 154V153H17ZM24 154V153H23ZM35 154V153H34ZM40 154V153H39ZM76 154V153H75ZM170 154V153H169ZM191 154V153H190ZM196 154V152H195ZM26 155V156H27ZM36 155V154H35ZM38 155V154H37ZM36 157L38 158L39 156ZM54 155V154H52ZM60 155V154H59ZM115 155L116 160L113 161V156ZM168 155V153H167ZM189 155V154H187ZM194 155V154H193ZM192 155V156H193ZM206 155V154H205ZM218 155V154H217ZM13 158L15 157L11 155ZM127 156H131L132 161H135L136 163H140V166H143V169L140 170V172L136 173H132L130 170L128 171H124V170H120L121 168L119 167L118 169L116 168L115 170H117L115 172V170H112L110 173V175L115 176V180L114 177L112 178V182L114 181H121V183H97V181L100 180V173H101V169L102 168H110L112 164H114L115 161H118L120 159L126 158ZM195 156V155H194ZM199 156V154H198ZM204 156V155H203ZM202 156V157H203ZM10 156H8L7 158H9ZM42 157V156H41ZM52 157V156H51ZM102 157V158H101ZM166 156H164L165 158ZM188 157V156H187ZM201 157V156H200ZM201 157V158H202ZM205 157V156H204ZM203 157V158H204ZM217 157V156H216ZM235 157V156H234ZM30 158V157H29ZM32 158V157H31ZM35 158V157H34ZM48 158V157H47ZM61 158V157H60ZM63 158V157H62ZM159 158V159H160ZM190 158V156H189ZM198 158V157H197ZM2 159V158H0ZM10 159V158H9ZM8 159V160H9ZM14 159V161H16ZM43 159V158H42ZM46 160V159H45ZM60 160V159H59ZM104 160H106V162H104ZM150 160V161H149ZM153 160V159H152ZM155 160V158H154ZM183 160V159H182ZM188 160V158H187ZM197 160V159H195ZM229 157L223 156L221 154L218 155L217 158V162H216V167L215 170L218 171H214L213 175H212V181L214 183L217 184V182L220 179L221 173L223 171V168L225 166H227V163L229 162ZM233 160V159H232ZM36 161V160H35ZM35 161L33 164H35ZM41 161V159L39 160V162ZM52 161V160H51ZM65 161V162H66ZM189 161V160H188ZM8 162V161H7ZM11 162V160H10ZM23 162V161H22ZM33 162V160H32ZM56 162H57V158H56ZM60 162V161H59ZM64 162V161H63ZM181 162V161H180ZM14 163H18V162H14ZM25 163V162H24ZM41 163V162H40ZM58 163V162H57ZM119 163V162H118ZM230 163V162H229ZM13 164V163H10ZM32 164V166H33ZM54 164V163H53ZM154 164H156L154 162ZM152 165V166H156V165ZM187 164V163H186ZM151 165V164H150ZM149 165V166H150ZM35 166V165H34ZM55 166V164H54ZM119 166V164H118ZM139 166V167H140ZM158 166V165H157ZM1 167V166H0ZM8 167V166H7ZM22 167V166H20ZM28 167V166H26ZM23 168V167H22ZM179 168V167H177ZM6 169V168H5ZM28 169V168H27ZM149 169V168H148ZM182 169V168H181ZM42 171H44L41 168ZM59 170V168L57 169ZM77 170V176L72 175L70 173V171H74ZM173 170V169H172ZM28 171V170H27ZM37 171V170H36ZM47 171V170H46ZM51 171V170H50ZM161 171V170H159ZM165 171V170H164ZM169 171V170H168ZM39 172V171H38ZM41 172V171H40ZM151 172V171H150ZM48 173V171H47ZM75 173V172H74ZM73 173V174H74ZM156 174L157 172L154 170V172H152V174ZM5 174V173H4ZM15 174V175H14ZM20 174V175H19ZM44 173L41 172L40 176L43 179V177L45 175H43ZM161 174V173H160ZM10 175V174H9ZM29 176V174L27 175ZM32 176V175H31ZM53 176V174L51 175ZM152 176V175H151ZM150 176V179H151ZM157 176L154 175V177ZM176 176V175H175ZM4 177V178H3ZM8 177V176H7ZM63 177V178H62ZM66 177V178H65ZM198 177V176H197ZM12 178V177H11ZM40 178V179H41ZM47 178V176L45 177V179ZM50 178V177H49ZM99 178V180H98ZM174 178V177H173ZM48 179V178H47ZM52 179V178H51ZM50 179V180H51ZM149 179V178H148ZM49 180V179H48ZM56 180V178H55ZM47 181V180H46ZM40 183V181H38ZM42 184L44 185V179L43 181H41ZM70 182V183H69ZM139 185L141 183H145L144 186L142 185L141 188L139 187H135L137 190L135 189H131L132 187L129 188V186L127 185V183H129V185L133 184V183ZM53 182L49 184H52ZM153 183V182H152ZM151 183V184H152ZM48 184V183H47ZM35 185V184H34ZM41 185V184H40ZM54 185V184H53ZM52 185V186H53ZM57 185V183H56ZM45 186V185H44ZM104 189H108V187H106ZM132 186V185H131ZM56 189V187H55ZM116 189V190H115ZM146 189V191H145ZM148 189V190H147ZM157 189V188H156ZM132 190H135L134 193L130 192ZM141 190V191H140ZM106 191V190H105ZM103 191V192H105ZM152 192V189L150 190ZM107 192V191H106ZM225 192V191H224ZM37 193V194H36ZM101 193V192H100ZM39 194V195H38ZM94 194V195H93ZM103 193H101L102 195ZM217 194V193H216ZM36 195V197H34ZM99 195V194H98ZM235 195V194H234ZM39 196H43L44 200H48V202L43 203L42 201H40V199H38ZM156 196V197H155ZM48 197V198H47ZM98 197V196H97ZM112 197V196H111ZM253 197V195H252ZM47 198V199H45ZM94 198V197H93ZM96 198V197H95ZM144 198V199H142ZM146 198V199H145ZM158 198V197H157ZM90 199V200H89ZM43 200V201H44ZM108 201V200H107ZM129 202V204H125L124 202ZM190 201V199H189ZM95 202V201H94ZM155 203H153L152 207L156 208V206H158L159 202L156 200L154 201ZM187 203V202H186ZM108 204V202H107ZM112 205V203H109ZM94 205V204H93ZM110 205V206H111ZM45 206L46 210H44L45 208L42 207ZM109 206V208H110ZM142 206H146L145 204H143ZM206 206V205H205ZM126 207V208H125ZM141 207V206H139ZM91 208V207H90ZM111 207V210L113 209ZM151 208V207H150ZM85 209V210H84ZM138 208H136L137 211ZM103 210V209H102ZM101 210V211H102ZM100 211V210H99ZM104 211V210H103ZM102 211V212H103ZM134 212H136L135 210H133ZM155 211V210H154ZM153 211V212H154ZM79 212V213H78ZM138 212V211H137ZM160 212V211H159ZM78 213V214H77ZM133 213V212H132ZM132 213H129L128 215H132ZM157 213V212H156ZM80 214V215H79ZM110 215V216H109ZM127 215V216H128ZM218 215V214H217ZM106 216V215H105ZM133 216V215H132ZM131 218V216H130ZM212 218V217H211ZM102 219V218H101ZM79 223V224H78ZM184 223V222H183ZM99 226V225H98ZM97 226V227H98ZM115 226V225H114ZM187 226V225H186ZM262 226V225H261ZM80 228V232H78ZM176 229V228H174ZM111 230H113L115 232H111V234L108 233L107 236L109 237H113L116 236V240L120 241L122 238L123 233L120 232V229H113V225L111 226ZM109 231V230H108ZM107 231V232H108ZM177 233H178V237L181 239H184L187 234L189 233L187 231V229L184 227L183 224H177ZM107 234V233H106ZM86 236V234H85ZM87 237V236H86ZM177 237V238H178ZM160 239V238H159ZM176 239V237H175ZM83 245V252L86 253V255L90 256V251H92V249H90V244H85L82 243ZM93 247V246H92ZM133 254V253H132ZM166 255V254H165ZM134 256V255H133ZM132 257V255H131ZM72 260V258H71ZM95 262V261H94ZM71 264H74L71 262ZM120 264H127V261L122 258L120 261Z\"/></svg>",
	"mask_w": 264,
	"mask_h": 264
},
{
	"label": "water",
	"instance_id": "95a60500",
	"mask_svg": "<svg viewBox=\"0 0 264 264\" xmlns=\"http://www.w3.org/2000/svg\"><path fill=\"white\" fill-rule=\"evenodd\" d=\"M174 33H177V32L175 31ZM102 50L103 51H101L100 49H97V47H95L94 49H92V51H90V52H92V54H90V55L89 54L88 55L85 54V55L87 57L88 56L94 57L95 55H97L99 57H103V55H105L107 53L106 52L107 47H103ZM90 57H88V58H90ZM120 94H122V92ZM142 96H143V92L140 89L132 86L131 84H128V86L124 89V93L122 94L123 98H125V97H142ZM161 104H163L162 101H150V102H148V107L150 109L152 108L153 110L154 109H159L160 106H162ZM147 193H149V196H151L152 192L150 190H148L143 195H145ZM124 203L125 204H129L128 201L124 202Z\"/></svg>",
	"mask_w": 264,
	"mask_h": 264
}]
</instances>
